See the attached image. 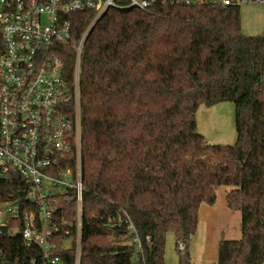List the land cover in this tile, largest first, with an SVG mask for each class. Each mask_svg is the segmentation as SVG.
Instances as JSON below:
<instances>
[{
	"label": "trees",
	"instance_id": "1",
	"mask_svg": "<svg viewBox=\"0 0 264 264\" xmlns=\"http://www.w3.org/2000/svg\"><path fill=\"white\" fill-rule=\"evenodd\" d=\"M81 38L92 14L73 15ZM74 90L77 53L67 48ZM83 234L80 264H132L126 229L107 226L126 210L153 243L148 264H165L174 233L179 264H191L189 243L200 207L231 186L229 208L241 213L242 238L222 240L218 264H264V36L243 32L240 8L161 5L152 11L112 9L90 31L79 61ZM236 106L237 141L210 144L198 133L201 105ZM68 219L75 203L60 200ZM3 264L39 254L22 236H2ZM178 249V248H177ZM74 264L75 246L63 253Z\"/></svg>",
	"mask_w": 264,
	"mask_h": 264
},
{
	"label": "built area",
	"instance_id": "2",
	"mask_svg": "<svg viewBox=\"0 0 264 264\" xmlns=\"http://www.w3.org/2000/svg\"><path fill=\"white\" fill-rule=\"evenodd\" d=\"M223 8L264 6V0H0V238L22 236L39 254L25 264H64L75 246L81 263L83 172L79 61L97 21L112 9L152 11L161 5ZM90 12L81 38L73 15ZM67 48L77 53L75 89L66 76ZM60 200L75 203L68 219ZM107 226L126 229L132 264H148L153 243L141 236L126 210L108 216ZM7 230L4 231L3 228ZM178 250L186 251L183 240ZM4 254L0 245V258ZM0 264H3L0 262Z\"/></svg>",
	"mask_w": 264,
	"mask_h": 264
},
{
	"label": "rangeland",
	"instance_id": "3",
	"mask_svg": "<svg viewBox=\"0 0 264 264\" xmlns=\"http://www.w3.org/2000/svg\"><path fill=\"white\" fill-rule=\"evenodd\" d=\"M243 32L248 36H264V6L240 7ZM197 130L210 144L233 145L237 141L236 106L222 102L214 106L201 105L196 114ZM231 186L217 188L215 204L203 203L197 231L189 243L191 264H218V248L222 240L242 238L241 213L229 208L227 194ZM208 206H212L209 209ZM165 264H179L180 252L174 233L165 242Z\"/></svg>",
	"mask_w": 264,
	"mask_h": 264
},
{
	"label": "crops",
	"instance_id": "4",
	"mask_svg": "<svg viewBox=\"0 0 264 264\" xmlns=\"http://www.w3.org/2000/svg\"><path fill=\"white\" fill-rule=\"evenodd\" d=\"M203 206H201V208H202ZM209 207V209H212V206H208ZM201 208H200V210H201Z\"/></svg>",
	"mask_w": 264,
	"mask_h": 264
},
{
	"label": "water",
	"instance_id": "5",
	"mask_svg": "<svg viewBox=\"0 0 264 264\" xmlns=\"http://www.w3.org/2000/svg\"><path fill=\"white\" fill-rule=\"evenodd\" d=\"M3 230H4V231H6V230H7V228H6V227H4V228H3Z\"/></svg>",
	"mask_w": 264,
	"mask_h": 264
}]
</instances>
